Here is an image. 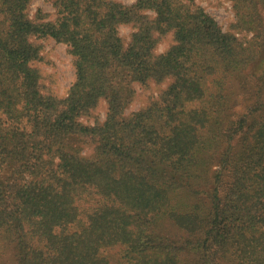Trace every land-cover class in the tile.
I'll return each mask as SVG.
<instances>
[{"label":"trees","instance_id":"obj_1","mask_svg":"<svg viewBox=\"0 0 264 264\" xmlns=\"http://www.w3.org/2000/svg\"><path fill=\"white\" fill-rule=\"evenodd\" d=\"M46 1L0 0V264H264V0H231L250 39L194 0ZM50 37L66 95L36 64Z\"/></svg>","mask_w":264,"mask_h":264},{"label":"rangeland","instance_id":"obj_2","mask_svg":"<svg viewBox=\"0 0 264 264\" xmlns=\"http://www.w3.org/2000/svg\"><path fill=\"white\" fill-rule=\"evenodd\" d=\"M119 1L126 4L135 2V0ZM194 2L213 15L225 30L235 33L240 38L246 37L250 39L253 36V32L239 31L232 27V24L236 21V17L231 0H194ZM39 9H42L44 13H49L47 18L55 17V8L52 3L46 0H33L30 6V16H34ZM120 32L124 36H129L132 32V26L130 24H122L120 26ZM171 43H173V35L169 33L159 44L157 51L163 52L170 47ZM44 46L43 54L45 59L38 61L36 64L42 68L46 76H49L46 81L51 84L52 89L59 95H66L68 88L72 85L76 77L73 56L69 53L67 44L56 42L54 38L50 37L44 40ZM167 84L168 80L161 85H156L155 83H151L145 87L137 85V92L132 102L128 105L126 113L131 114L148 104L151 94L158 93ZM228 92L233 102L229 99L230 102L225 107L226 114L229 115V118H234L237 113L247 110L248 104L252 101V96L249 94L245 95L243 93L244 90H240L239 87L233 85L228 88ZM105 116L106 104L103 101L99 108L93 114L85 116L83 121L90 122L96 119V117L103 120ZM78 144V146H81V151L84 154H92L95 149L94 141L78 142ZM216 167L217 164H214V168Z\"/></svg>","mask_w":264,"mask_h":264}]
</instances>
